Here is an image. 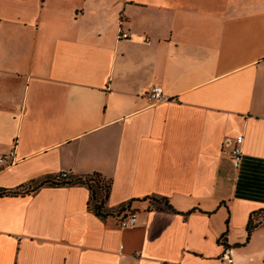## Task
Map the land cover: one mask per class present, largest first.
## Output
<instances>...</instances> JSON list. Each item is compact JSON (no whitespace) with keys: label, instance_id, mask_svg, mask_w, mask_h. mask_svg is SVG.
<instances>
[{"label":"crops","instance_id":"1","mask_svg":"<svg viewBox=\"0 0 264 264\" xmlns=\"http://www.w3.org/2000/svg\"><path fill=\"white\" fill-rule=\"evenodd\" d=\"M14 149L0 188L100 173L107 208L139 221L97 216L85 185L2 196L0 264H264V224L247 241L264 209V0H0V152Z\"/></svg>","mask_w":264,"mask_h":264},{"label":"trees","instance_id":"2","mask_svg":"<svg viewBox=\"0 0 264 264\" xmlns=\"http://www.w3.org/2000/svg\"><path fill=\"white\" fill-rule=\"evenodd\" d=\"M70 185H73V186L85 185L88 187V190L90 192V199L87 204L88 209L94 212L97 216L103 218L104 220H106L107 218L111 216H117L119 217V220L127 216V215H124L121 218L119 216L123 213L126 206L119 208V210L117 211H113L107 208L106 204H107L110 191L112 188V181L109 179H106L105 176H103L100 173H91V174L86 173V174H76V175L73 173H68L66 178H61L60 174L58 175L55 174L43 180L41 179L37 180L28 185L23 184L14 189L2 187L0 188V197L28 195V194L34 193L38 188L44 187V186L63 187V186H70ZM148 198L152 200V206H157L158 204L157 202H164L165 207L170 208V204L168 203L167 199L160 198V197H152V196ZM261 224H264V209L263 208L253 212L250 216L249 223L247 224V233H248L247 241L250 240L253 231ZM226 238H227V230L224 234V238L220 239L219 242L225 247H228L226 243ZM237 246H240V245L237 244L234 247H237Z\"/></svg>","mask_w":264,"mask_h":264},{"label":"built area","instance_id":"3","mask_svg":"<svg viewBox=\"0 0 264 264\" xmlns=\"http://www.w3.org/2000/svg\"><path fill=\"white\" fill-rule=\"evenodd\" d=\"M129 34L124 32L122 29L118 30V38H128ZM148 96L152 99L154 103H159L168 99L166 94L164 93L162 87L160 85H153L149 91ZM242 144H244V136L239 135L235 138V140H229L227 142V146H230L231 149L229 151L232 164L236 170H239L243 160V148ZM16 149L9 152H0V170L11 167L15 165L18 161ZM68 175L67 172L60 173L61 178H66ZM139 221V216L137 213L132 212L129 215L118 220L119 227L122 229L137 227ZM225 258L229 259L228 256L224 255ZM230 261V260H229Z\"/></svg>","mask_w":264,"mask_h":264},{"label":"rangeland","instance_id":"4","mask_svg":"<svg viewBox=\"0 0 264 264\" xmlns=\"http://www.w3.org/2000/svg\"><path fill=\"white\" fill-rule=\"evenodd\" d=\"M258 238L255 242V245L253 247V252L257 253L258 255H261V251L264 250V227H258Z\"/></svg>","mask_w":264,"mask_h":264}]
</instances>
